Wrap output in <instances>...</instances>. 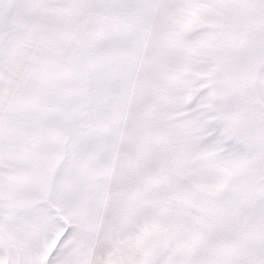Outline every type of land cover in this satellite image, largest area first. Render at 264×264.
<instances>
[{
	"label": "snow or ice",
	"instance_id": "snow-or-ice-1",
	"mask_svg": "<svg viewBox=\"0 0 264 264\" xmlns=\"http://www.w3.org/2000/svg\"><path fill=\"white\" fill-rule=\"evenodd\" d=\"M0 264H264V0H0Z\"/></svg>",
	"mask_w": 264,
	"mask_h": 264
}]
</instances>
